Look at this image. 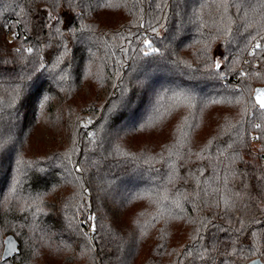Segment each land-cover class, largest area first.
I'll return each instance as SVG.
<instances>
[{"label":"trees","instance_id":"trees-1","mask_svg":"<svg viewBox=\"0 0 264 264\" xmlns=\"http://www.w3.org/2000/svg\"><path fill=\"white\" fill-rule=\"evenodd\" d=\"M260 86L264 0H0V264H264Z\"/></svg>","mask_w":264,"mask_h":264},{"label":"water","instance_id":"water-1","mask_svg":"<svg viewBox=\"0 0 264 264\" xmlns=\"http://www.w3.org/2000/svg\"><path fill=\"white\" fill-rule=\"evenodd\" d=\"M258 90H264V86L256 87L253 91V94H252V97H253V100H254L256 106L260 108L259 104L256 101V96H257ZM260 109H262V108H260ZM262 110H264V109H262ZM247 264H263V262L259 258H255V259H252L251 261H249Z\"/></svg>","mask_w":264,"mask_h":264},{"label":"snow or ice","instance_id":"snow-or-ice-1","mask_svg":"<svg viewBox=\"0 0 264 264\" xmlns=\"http://www.w3.org/2000/svg\"><path fill=\"white\" fill-rule=\"evenodd\" d=\"M256 47L259 48L260 45L257 44ZM29 51H31V49H29ZM256 101L259 104L260 108L264 109V90H258L257 96H256ZM256 127L259 128L260 125L257 124Z\"/></svg>","mask_w":264,"mask_h":264}]
</instances>
